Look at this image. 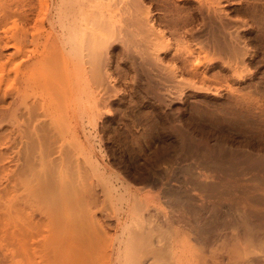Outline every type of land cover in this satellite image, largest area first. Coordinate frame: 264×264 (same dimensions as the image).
I'll return each instance as SVG.
<instances>
[{"label": "bare ground", "instance_id": "obj_1", "mask_svg": "<svg viewBox=\"0 0 264 264\" xmlns=\"http://www.w3.org/2000/svg\"><path fill=\"white\" fill-rule=\"evenodd\" d=\"M0 264H264V0H0Z\"/></svg>", "mask_w": 264, "mask_h": 264}, {"label": "rangeland", "instance_id": "obj_2", "mask_svg": "<svg viewBox=\"0 0 264 264\" xmlns=\"http://www.w3.org/2000/svg\"><path fill=\"white\" fill-rule=\"evenodd\" d=\"M128 97H126V100L124 101V99H122V100H118V99H115L114 101H113V104H112V107H113V112L114 111H116L117 112V114H116V112H114L113 113V118L110 120V121H108L106 124V126L110 129V127H111V130H115L116 128H118L117 127V125H119L120 123L122 124V127H124L125 128V130L127 129V127H129V126H132V127H130L131 129H129L130 130V133H133L132 135H135V134H137V128L134 126V121L135 120H133V119H135V117L133 118V115L132 114H130V112H132L133 114L136 112V114H134V115H137V112H139V113H142V112H147L148 110H149V107L147 108L146 106H142V105H139L140 103H139V101L137 100V99H135L134 100V98L132 97V98H128ZM133 100H134V102H133ZM137 100V101H136ZM119 101H121L122 102V104H121V102H119ZM129 101V102H128ZM127 102V103H126ZM131 102H132V104H131ZM117 103V104H116ZM125 103V104H124ZM135 103V104H134ZM128 104H131V105H128ZM119 105V106H118ZM125 105L128 107H125ZM121 106V108H119ZM134 106H139L138 108H135ZM114 107H115V110H114ZM142 107V108H141ZM146 107V108H145ZM122 108H124V109H122ZM126 108V109H125ZM132 108H134V109H132ZM145 108V109H144ZM117 109V110H116ZM128 109H129V112H128ZM138 109V110H137ZM121 110V112H119V111ZM123 110H125V112L123 111ZM127 110V111H126ZM137 110V111H136ZM140 111H142V112H140ZM121 115H120V114ZM124 113V114H123ZM119 114V115H118ZM122 115H123V117L125 116V118H123L122 119ZM131 115V116H130ZM120 116H121V118H120ZM120 118V120L119 119H116V118ZM130 117V118H129ZM133 118V119H132ZM125 119V120H124ZM121 120H123V121H121ZM130 121V122H129ZM133 123H132V122ZM114 122V123H113ZM127 122V123H126ZM131 123H132V125H131ZM111 124V125H110ZM120 124V125H121ZM126 124V125H125ZM115 126H116V128H115ZM133 126H134V128H133ZM128 130V129H127ZM128 130V131H129ZM136 130V131H135ZM132 131H134V132H132ZM199 131V130H198ZM197 133V135H194V136H197L198 137V133L199 132H196ZM200 135V134H199ZM113 144V143H112ZM195 158V157H194ZM196 159V158H195ZM182 159H180V161H181ZM184 161V160H183ZM190 160H187V162H189ZM181 164H186V163H184V162H182Z\"/></svg>", "mask_w": 264, "mask_h": 264}]
</instances>
